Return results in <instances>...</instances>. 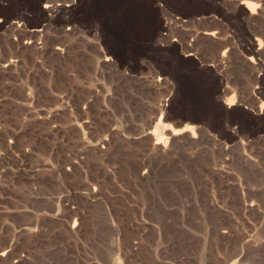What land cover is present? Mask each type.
<instances>
[{"label":"rangeland","instance_id":"374dc122","mask_svg":"<svg viewBox=\"0 0 264 264\" xmlns=\"http://www.w3.org/2000/svg\"><path fill=\"white\" fill-rule=\"evenodd\" d=\"M0 264H264V0H0Z\"/></svg>","mask_w":264,"mask_h":264},{"label":"bare ground","instance_id":"6f19581e","mask_svg":"<svg viewBox=\"0 0 264 264\" xmlns=\"http://www.w3.org/2000/svg\"><path fill=\"white\" fill-rule=\"evenodd\" d=\"M249 3H250V2H245V6H246L247 8H249V9H251V11L254 10L256 4H254V3L249 4ZM45 7H46V6H45ZM229 104H231V103H229Z\"/></svg>","mask_w":264,"mask_h":264}]
</instances>
